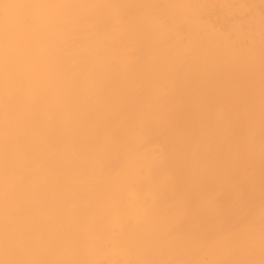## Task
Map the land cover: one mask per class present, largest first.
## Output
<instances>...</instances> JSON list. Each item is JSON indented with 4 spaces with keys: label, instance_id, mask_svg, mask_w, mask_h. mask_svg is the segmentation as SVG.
Masks as SVG:
<instances>
[{
    "label": "bare ground",
    "instance_id": "obj_1",
    "mask_svg": "<svg viewBox=\"0 0 264 264\" xmlns=\"http://www.w3.org/2000/svg\"><path fill=\"white\" fill-rule=\"evenodd\" d=\"M0 264H264V0H0Z\"/></svg>",
    "mask_w": 264,
    "mask_h": 264
}]
</instances>
